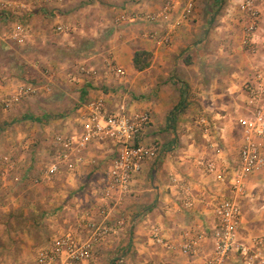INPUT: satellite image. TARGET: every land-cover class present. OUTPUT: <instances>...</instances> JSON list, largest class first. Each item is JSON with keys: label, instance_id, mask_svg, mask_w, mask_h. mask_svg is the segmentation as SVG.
<instances>
[{"label": "crops", "instance_id": "obj_1", "mask_svg": "<svg viewBox=\"0 0 264 264\" xmlns=\"http://www.w3.org/2000/svg\"><path fill=\"white\" fill-rule=\"evenodd\" d=\"M226 1L221 15L216 14L222 23L210 26L218 0H197L192 17L177 25L168 42L162 43L158 38L165 32L164 26L143 21L119 24L117 17L124 8L154 11L163 0H42L54 12L69 9V16L77 20L72 24L78 27L89 23L93 35L102 34L106 27L110 38L105 53L125 69L121 77L107 68L80 76L79 95H75L74 105L68 112L56 116L50 112L51 106L45 107L40 117H49L42 124L54 132L80 131L81 103L100 96L110 106L125 100L131 111L149 109L151 112V121L139 139L158 141L161 145V156L143 163L141 171L132 178L130 192L121 201L111 203L107 216L100 213L103 202L96 194L104 184L114 156L111 144L90 143L80 163L72 169L64 167L57 174L66 189L48 193L58 195L55 197L58 212L68 209V214L74 215L56 220L58 232L73 229L87 237L89 230L81 220L92 221L96 227L105 229L115 226L93 242L92 256L78 264H115L119 255H124V264H201L204 255L212 249L213 243L209 241L198 256L185 255L156 243L152 231L158 228L175 243L183 240L188 229L211 232L215 226L214 206L218 199L230 194V185L220 178L219 170L208 172L199 163L201 159L213 158L223 168L229 159L230 140L235 139L229 133L238 129L243 134L239 122L243 105L239 98L244 95L237 79L241 71L235 67L241 63L231 57L223 58L218 52L227 47L219 39L225 33L223 27L228 25L229 32L237 34L234 16H239L241 0ZM25 3L30 7L31 3ZM15 4L9 5L10 12L24 11H15ZM1 8L0 19L6 16ZM148 29L157 31V35L147 36ZM138 49L153 54L151 64L143 70L136 69L133 62ZM35 108L27 106L23 115L38 116L34 114ZM202 117L206 118V124L201 122ZM197 130L205 137L202 150L196 140ZM241 145L233 157L236 163ZM173 176L180 183H174ZM9 178L18 183L21 175L16 173L14 178L11 175ZM184 184L189 186L190 195L186 194ZM248 186L249 193L242 200L240 232L246 242L253 236L264 235V167L249 176ZM231 262L240 263L234 257Z\"/></svg>", "mask_w": 264, "mask_h": 264}, {"label": "rangeland", "instance_id": "obj_2", "mask_svg": "<svg viewBox=\"0 0 264 264\" xmlns=\"http://www.w3.org/2000/svg\"><path fill=\"white\" fill-rule=\"evenodd\" d=\"M23 2L31 4L20 14L12 13L4 8L5 4L17 3L18 5ZM42 3V0H3L0 2L3 14L6 15L0 19V125H5L0 132V165L2 156L11 153L17 159L19 166L14 173L21 175L18 183L15 182V179L11 181L9 177L5 184L0 182V264H34L37 249L46 244L51 236L58 233L56 220L74 216L73 213L68 214V209L58 212L59 206L55 200L58 195L54 194V196L48 193L59 188L66 189L61 184L62 177L56 175L53 181L48 182L35 180L51 160L54 131L52 128H46L45 125L24 116L25 108L31 105L35 106L34 114L38 116L43 115L42 112L47 106L48 108L51 106L50 112L54 113L52 114L54 116L68 112L76 102L75 95H79L78 78L84 74H96L105 70L107 59L112 58L109 57V53H105L107 51L105 46L110 38L106 27H103L105 30L102 31V34L93 35L90 32L89 23L78 24V27L72 24V22L77 23V20L69 16V9L65 11L61 8L54 12L53 8ZM215 4L216 13L211 19L210 26L222 23L216 14L221 15L227 6V1L218 0ZM13 8L15 11L20 10L18 6ZM32 16L34 17L31 18ZM17 17L22 18L26 26H29L31 22L28 27L29 33L27 31L23 43L9 37L13 26L12 22ZM234 18L238 23L237 34L229 32L231 27L228 28V25L229 30L223 27L225 33L222 35L220 32L222 36L220 35L219 39L227 47L218 52L223 58L231 57L241 63L240 66L235 67H239V71H241L237 79L244 95L241 99L239 98L243 105L241 106L243 112L241 115L244 116L250 115L253 109V106L248 102L249 97L245 85L255 73V69L262 68L264 73V17L260 22L259 51L255 53L243 46L245 21L241 12L238 17L234 16ZM32 19L34 20L32 21ZM58 20L71 23L74 29L67 33L59 32L56 29ZM21 82L41 87L48 85L49 89L42 88L38 93L22 95L7 107L5 100L11 97ZM258 103L257 106L262 109L264 116V96ZM200 132L197 130L195 136L197 143L201 144L199 150H202L205 137L201 136L202 132L201 134ZM229 134L230 137L234 135L235 139L230 140L229 159L221 168L224 171L223 182L226 185H230L228 182L230 172L237 165L233 157L244 142L241 130L234 129ZM226 135L228 134L226 133ZM258 140L263 152L264 135L258 137ZM263 167L264 165L252 173L260 171ZM15 174H11V176L14 178ZM248 178L247 193H249ZM98 191L96 196L99 197ZM245 197L240 201L241 207ZM35 209L44 212L53 209L55 211L53 210L49 216H45L37 223L34 216ZM256 236L262 237L264 240L263 234ZM241 240L246 242L243 237ZM114 259L112 258V260ZM253 264H264V246L261 248V255L256 258Z\"/></svg>", "mask_w": 264, "mask_h": 264}, {"label": "built area", "instance_id": "obj_3", "mask_svg": "<svg viewBox=\"0 0 264 264\" xmlns=\"http://www.w3.org/2000/svg\"><path fill=\"white\" fill-rule=\"evenodd\" d=\"M197 0H165L154 11H133L124 8L117 17L119 24H129L143 21L150 24L164 26L165 32L158 38L162 43L168 42L173 29L189 20L195 10ZM11 5V4H10ZM8 10L9 5H4ZM20 9L27 8L26 3H19ZM239 10L245 21L242 38L243 46L251 52L259 51L260 22L264 17V0H241ZM166 25V26H165ZM56 29L67 33L74 29L71 23L58 20ZM147 36L157 35V31L148 29ZM27 27L22 18L13 21L9 33L11 39L20 43L25 41ZM106 68L116 76H123L125 69L112 58L107 59ZM253 76L248 79L245 90L248 102L253 106L250 115L239 119L243 127L244 142L240 148L239 159L235 168L230 172L228 182L230 194L218 199L214 206L215 226L211 232L205 229L184 232L183 240L175 243L167 238L162 231L155 228L152 236L156 243L167 249H177L180 253L198 256L205 245L212 241V249L204 255L201 264H232V258H237L242 264H253L261 255L264 246L262 237L255 236L250 243L241 240L242 207L241 199L248 195L247 178L250 173L264 165V154L258 137L264 135V116L262 109L257 106L264 96V73L257 68ZM42 88L48 90V85L41 87L32 83L21 82L18 89L5 100L7 107L11 106L22 95L38 93ZM80 131H55L52 135L53 146L50 162L46 165L36 181H53L64 167H72L84 159V151L92 142L109 143L113 147L114 156L107 169L103 186L99 189V199L103 202L99 211L107 216L111 203L121 201L131 190L132 178L142 169L147 159L161 156V145L158 141L143 142L145 127L151 121L149 109L129 110L128 103L121 100L113 106L107 104L100 96L89 99L80 104ZM201 122L207 123L202 117ZM0 165V182L6 179L19 167L17 159L11 153L2 156ZM208 172L219 170V176L224 180V171L219 162L213 158L199 161ZM174 183H180L178 177L173 176ZM186 194L190 195L189 186L184 184ZM89 231L87 237H82L73 230H65L51 236L46 244L39 247L34 256V264H78L92 256V244L104 235L105 230H114L115 226L107 229L96 227L92 221L81 220ZM122 223V221H119ZM124 255L115 259V264H124Z\"/></svg>", "mask_w": 264, "mask_h": 264}, {"label": "trees", "instance_id": "obj_4", "mask_svg": "<svg viewBox=\"0 0 264 264\" xmlns=\"http://www.w3.org/2000/svg\"><path fill=\"white\" fill-rule=\"evenodd\" d=\"M152 58H153V54L152 52L145 50V49H138L135 51L134 56H133V62H134V66L136 69L138 70H143L145 68H147L151 62H152ZM30 120L34 121V122H38V123H44L45 121L48 120L49 116H33V115H29L27 116ZM5 125H0V132L3 130V127ZM36 211H34V216H35V222L39 223L40 220L44 219L45 216H49L52 211H39L37 209H35ZM20 216V213H19Z\"/></svg>", "mask_w": 264, "mask_h": 264}]
</instances>
